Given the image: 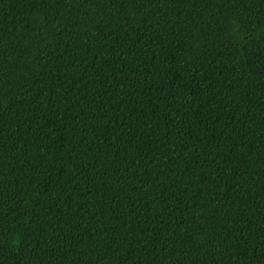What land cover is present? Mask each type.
<instances>
[{"label": "trees", "instance_id": "obj_1", "mask_svg": "<svg viewBox=\"0 0 264 264\" xmlns=\"http://www.w3.org/2000/svg\"><path fill=\"white\" fill-rule=\"evenodd\" d=\"M0 264H264V0H0Z\"/></svg>", "mask_w": 264, "mask_h": 264}]
</instances>
